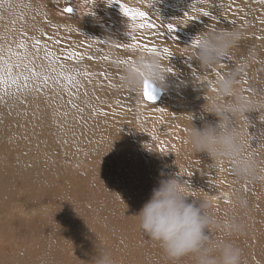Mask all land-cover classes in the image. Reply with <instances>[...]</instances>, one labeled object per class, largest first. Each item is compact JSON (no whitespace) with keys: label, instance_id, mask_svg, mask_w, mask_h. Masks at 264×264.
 Masks as SVG:
<instances>
[{"label":"rangeland","instance_id":"obj_1","mask_svg":"<svg viewBox=\"0 0 264 264\" xmlns=\"http://www.w3.org/2000/svg\"><path fill=\"white\" fill-rule=\"evenodd\" d=\"M229 1H234V6L228 7L230 18L246 37L239 43L243 46L238 44L229 53L232 61L224 63H230L231 67L226 71L240 69L237 80L241 95L264 97V62L255 52L257 44L264 51V25L260 23L264 19V0H226L221 11ZM121 2L143 10L149 7L150 0L140 4L135 0ZM173 2L153 0L151 8L166 15L169 10H176ZM12 3L16 5L13 9H0L4 17L0 20V43L11 39L12 31L23 26L30 34L39 35L37 30L42 29L58 37L66 49L71 46L87 55L111 58L83 61L82 67L86 65L93 73L106 71L108 77L94 76L92 83L86 85L87 97L83 96L84 89H80L78 97L72 96L82 112L66 103L69 90L59 85L55 86V93L63 99H48L42 94L32 102L27 115H17L18 111L23 113L25 105H17L9 114L8 108L0 104V264H90L101 252L109 253L116 264H172L131 216L149 199L158 182L169 177L189 182L193 189L200 190L199 196L210 199L211 213L220 224L230 219L246 224L247 230L242 235L230 236L218 228L211 235L214 239H230L243 249L244 264H264V183L238 179L227 160L215 164L218 173L206 171L211 159L206 153H195L185 142L191 123L202 128L205 123L215 124L217 120L204 112L202 105L216 96L212 90L216 87L205 80L212 81L218 76L201 69L193 60L195 49L189 46L191 42L175 35V39L169 37L165 41V27L152 30L153 33L136 31L141 44L152 45L154 41L153 45L173 52L169 59L161 56L164 66L173 68L163 86L170 89L168 83H187L190 90L187 92L198 97L184 102L165 95L154 103H144L141 94L122 87L120 76L127 65L112 63L117 58L133 60L142 51L113 47L123 39H130L128 26L125 27L127 17L118 3L109 5L107 0H12ZM61 3H71L77 9L74 15L57 8ZM187 6L181 11H190V5ZM207 8L208 5L206 10H210ZM90 10L92 13H88ZM103 19H112L118 27L103 24ZM205 20L211 18H199V22ZM155 23L165 24L161 20ZM208 27L207 30L212 29ZM69 28L73 31L69 32ZM52 47L56 50L57 46ZM112 52L117 55L115 59ZM194 70L195 77L191 75ZM245 78L247 84L243 83ZM197 79L200 83L192 82ZM249 87L252 91L247 90ZM70 91L75 93L76 89ZM55 93L49 92L48 96L54 97ZM36 104L39 110L33 116ZM65 112L67 117L63 115ZM246 116L248 120L239 118L236 126L253 137L250 144L254 148L249 152L264 161V148L260 147L264 141V110ZM214 179L215 183H210ZM222 194L228 195V202L215 204V198ZM236 197H245L247 207H233L232 200ZM177 264H192V260L186 257Z\"/></svg>","mask_w":264,"mask_h":264},{"label":"clouds","instance_id":"obj_2","mask_svg":"<svg viewBox=\"0 0 264 264\" xmlns=\"http://www.w3.org/2000/svg\"><path fill=\"white\" fill-rule=\"evenodd\" d=\"M197 36L199 46L195 48L193 60L201 69H209L220 64L245 34L236 28H219L203 30ZM166 68L161 56L141 51L124 68L122 87L137 94H142L146 81L163 87L168 73ZM238 73L239 68L218 76L215 99L202 105L204 112L217 118L216 123H205L202 128L191 123L185 142L195 153H206L214 163L230 161L238 179L264 183V161L257 160L249 152L253 137L236 126L237 119L248 120L246 113L264 110V97L241 95ZM260 147L264 148V141ZM199 191L181 179H161L149 199L131 216L137 219L141 232L172 264L186 257L191 258L192 264H244L243 249L230 239H214L211 232L218 228L230 236L242 235L247 230L246 224L239 219L220 224L211 213L212 201L199 196ZM247 203L242 197L232 200L233 207L246 208ZM89 262L116 264L107 252L95 255Z\"/></svg>","mask_w":264,"mask_h":264},{"label":"snow or ice","instance_id":"obj_3","mask_svg":"<svg viewBox=\"0 0 264 264\" xmlns=\"http://www.w3.org/2000/svg\"><path fill=\"white\" fill-rule=\"evenodd\" d=\"M113 2L118 3L122 14L127 17L128 23V35L130 39L128 42L115 43L113 47L117 50L125 51H135L140 49L149 54H156L163 56L165 58H170L173 53L169 48H160L155 45L141 44L135 33L138 29L144 30H155L160 27H165L169 34L176 31V25L172 22L166 24H156L149 17V13L141 10L140 8L129 7L127 4L122 3L121 0H107V3L111 5ZM153 0H150L149 7H151ZM206 4L210 10H206L204 7H199L198 5ZM216 4V8L213 5ZM16 5L12 3V0H0V9L11 10ZM223 5L217 4L216 0H194L190 5V11L184 14L185 22L189 23L194 19H199L200 17H210L213 21H218L219 16L213 15V11L218 8H222ZM62 11L64 13L72 14L73 7L65 6ZM90 10L88 13H92ZM44 18L47 19V13L44 14ZM4 17L0 15V20ZM34 19V18H33ZM245 23L247 20L245 18ZM14 25L15 20L11 21ZM260 23L264 25V19L260 20ZM236 21H232L233 27H235ZM218 25H211L212 30H216ZM6 30H7V26ZM39 35L30 34L23 26L12 31L11 39H4L3 43H0V104H3L9 110V114L12 110L16 108L17 105H25L23 113L17 112V115H27L28 108L32 106L34 100L39 99L43 94L48 99H63L59 93H55V86L59 85L64 90H69V99L66 101L67 104L71 105L73 109L77 111H83L77 104L72 96L77 97L80 94V89H84L83 96L87 97L88 93L86 90V85L92 83V78L94 76H100L105 79L108 77L106 71H101L99 73H93L88 70L87 66L84 65L83 61L95 60L96 56L87 55L78 50L73 49L71 46L69 48H64L61 44V40L58 37L48 34L42 29H38ZM69 32L73 31L71 28L68 29ZM175 39L174 36H172ZM259 39L260 37H255ZM101 43H107V41H101ZM53 45L57 46L56 50H53ZM191 48L195 49L199 46V36H196L193 40ZM98 59L108 61L110 58L107 55L98 57ZM131 60L117 58L112 61V63L117 66L127 65ZM225 61L231 62L232 57L226 55L223 61L219 64L218 68L207 69L209 74H214L215 76H223L229 72L226 69L231 67L230 63H224ZM166 71L168 73L173 72L172 67H167ZM197 71H192L191 75L195 77ZM122 79V76H120ZM208 85L212 84L211 80H205ZM244 84L248 83L245 78L243 80ZM70 89H76L73 93ZM216 91L215 88L212 89ZM252 91L251 87L247 89ZM156 89L149 82H145L144 90L142 92V97L144 100L154 103L156 100L155 96ZM55 93L54 97H49L48 93ZM32 100H29V97ZM119 104V101H117ZM39 110V104H36L33 109V116ZM95 111V109H94ZM157 111H164V109H157ZM101 115H108V113L101 112ZM65 117L68 113H63ZM155 139V137H153ZM249 150H253L254 147L249 144ZM163 151V149H161ZM223 171V168L220 169ZM191 175V173L189 174ZM225 202H228L225 200Z\"/></svg>","mask_w":264,"mask_h":264},{"label":"bare ground","instance_id":"obj_4","mask_svg":"<svg viewBox=\"0 0 264 264\" xmlns=\"http://www.w3.org/2000/svg\"><path fill=\"white\" fill-rule=\"evenodd\" d=\"M143 0H135V3H137V4H140L141 2H142ZM174 2L173 3H175L174 4V7H175V9L176 10H174V11H172V9H171V7H170V9H171V11L169 10L168 12H167V14L166 15H164V12H162V13H160L159 11H157V12H155L151 7H147V8H145V9H143V11H145V12H148L149 13V17L154 21V22H158V20H161V21H164L165 22V24L166 23H168V22H172L174 25H176V31L174 32V33H172V34H169L168 32H167V34H164L163 36L165 37V38H163L165 41H167L168 42V39H169V37L170 38H172V36H176L177 38H179V39H184V40H187V41H189V42H191L192 43V40L198 35V33H200L201 31H203V30H207L209 27L208 26H211V25H218L217 26V29H219V28H228V29H230L231 27H233V25H232V21L234 20V19H231L230 18V9H228V7L230 6V7H232V6H234V5H232L233 4V2L234 1H229V4L228 5H224V10H222L221 11V8H218L217 10L218 11H213V15H218L219 16V18H218V21H213V20H205V22H199V19H194V20H192L191 22H189V23H186L185 22V18H184V14L186 13V10H185V13H184V11H181V9L182 8H186V9H188V6L187 5H191L193 2H194V0H191L190 2H187V0H173ZM226 0H216V2H217V4H219V5H222L223 4V2H225ZM225 4V3H224ZM70 6V7H73V5L70 3V4H68V3H61V4H59V5H57V8L59 7L61 10L63 9V7H65V6ZM199 6V5H198ZM216 4H214L213 5V7L214 8H216ZM200 7H204V8H206V4H201L200 5ZM154 8V7H153ZM208 9V8H207ZM233 9H234V11H236L235 10V7H233ZM77 10V9H76ZM76 10H75V7L73 8V13L72 14H69V15H74V13L76 12ZM178 10H180V11H178ZM81 11V10H80ZM210 11H211V9H210ZM220 11V12H219ZM63 12V11H62ZM189 12V11H188ZM83 13V12H82ZM242 14V13H241ZM234 16V15H233ZM241 16V15H240ZM232 17V16H231ZM198 20V21H197ZM103 24H105V25H107V26H109V27H111V28H117L118 26H117V22L115 23L112 19H103L102 21H101ZM196 22H197V24H198V26L196 25ZM125 23V22H124ZM199 23H201L202 24V26L199 28ZM238 23H240L239 21H238ZM125 25V24H124ZM245 24H242L241 26L243 27ZM128 25H126L125 27H127ZM236 26H238V25H236ZM250 26V25H249ZM248 27V26H247ZM246 27V28H247ZM104 28V27H103ZM235 28V27H234ZM237 28V27H236ZM240 28V27H239ZM125 29V28H124ZM248 29V28H247ZM140 30V29H139ZM165 30V29H164ZM210 30H212V29H210ZM149 31V30H148ZM165 31H167V30H165ZM151 32H152V30H151ZM150 32V33H151ZM146 33V32H145ZM153 33V32H152ZM155 33V32H154ZM61 34V33H60ZM126 34V33H125ZM141 34H143V32H141ZM147 34L149 35V33L147 32ZM160 34H161V32H160ZM128 35V34H127ZM155 35H156V33H155ZM248 35V34H247ZM139 36H143V35H139ZM157 36V35H156ZM137 37V36H136ZM146 37H148V36H146ZM246 37V36H245ZM244 37V38H245ZM145 38V37H144ZM125 39H127L126 38V36H125ZM149 40V39H148ZM151 40V39H150ZM149 40V41H150ZM248 40V39H247ZM122 41H125L124 39L122 40ZM122 41H121V43H122ZM128 40H126L125 42H127ZM140 43H141V41L140 40H138ZM145 41V40H144ZM69 43V42H68ZM145 43V42H144ZM153 43H154V41L151 43L152 45H153ZM251 43V42H250ZM259 43V42H258ZM147 44V43H146ZM247 44V43H246ZM261 44V43H260ZM259 44V45H260ZM263 44V43H262ZM72 45V44H71ZM242 44H239V46H241ZM258 45V44H257ZM255 46V47H257L256 49H255V52H258L259 53V59L262 61V62H264V51H263V49H262V47L260 46ZM243 46V45H242ZM160 47V46H159ZM251 47V46H250ZM249 47V48H250ZM254 47V46H253ZM254 47V48H255ZM254 48H253V50H254ZM240 49V48H239ZM139 50V49H138ZM140 51V50H139ZM241 51V50H240ZM240 51H237V52H240ZM100 52V51H99ZM133 52H135V51H133ZM143 52H145V51H143ZM242 52V51H241ZM113 53V52H112ZM145 53H147V52H145ZM173 53V52H172ZM257 53V54H258ZM242 54V53H241ZM99 56V55H98ZM98 56L96 55V57L98 58ZM113 59H115L116 57L115 56H117L115 53H113ZM242 56V55H241ZM240 56V57H241ZM110 57V56H109ZM246 57V56H245ZM111 58V57H110ZM130 58V57H129ZM242 58V57H241ZM168 59V58H167ZM97 62H98V59H95ZM100 61V60H99ZM101 61H103V60H101ZM86 62V61H85ZM91 63V62H90ZM103 63V62H102ZM92 64V63H91ZM236 68V67H235ZM235 68H234V70H235ZM175 70V69H174ZM240 70V69H239ZM199 73H201V72H199ZM249 75V74H248ZM206 77L204 76V79H205ZM218 77H216V78H214L213 80H212V84H211V86H215V81H216V79H217ZM193 83H200V81L197 79V81H195V80H193L192 81ZM249 82V81H248ZM159 90H160V93H159V96H158V99H156L155 101H157V100H159V99H161L162 98V96H165V95H167L166 97H168L170 100L171 99H180L181 98V101H184L185 102V100L188 98L189 100H192V99H198V97L196 98L195 96H192V94H190V93H188L187 91H190V90H188L187 89V83H184V84H181V85H179V84H177V83H168L167 85L170 87V89H168L166 86H163V87H161L160 85H157V84H154ZM142 97V96H141ZM140 97V98H141ZM61 100V99H60ZM142 100L144 101V103H151V102H148V101H146V100H144L143 99V97H142ZM175 102V101H174ZM51 117H53V116H51ZM57 117H58V115H57ZM65 117V116H64ZM64 119V118H63ZM28 120V119H27ZM58 120V119H57ZM61 120V119H60ZM22 121V120H21ZM62 122V121H61ZM247 122V121H246ZM57 123H59V122H57ZM212 123V122H211ZM31 126V125H30ZM60 126V125H59ZM8 127V126H7ZM32 127H34V126H32ZM55 127H57V126H55ZM71 127V126H70ZM21 128V127H20ZM53 128V127H52ZM57 128H59V127H57ZM59 130V129H58ZM66 131V130H65ZM32 132V131H31ZM57 131H55V133H56ZM68 132V131H67ZM14 134V133H13ZM61 134H62V132H61ZM67 134V133H66ZM40 136V135H39ZM184 137V136H183ZM31 138V137H30ZM58 140V139H57ZM71 140V139H70ZM70 143V142H69ZM73 148V147H72ZM264 153V152H263ZM182 155V154H181ZM200 157V156H199ZM179 159V158H178ZM182 159V158H181ZM184 159V158H183ZM26 160V159H25ZM179 163V162H178ZM190 164V163H189ZM215 164H217V163H214V162H212L211 161V163H210V165L208 166V169L206 170V171H209V172H213V171H215V172H217L216 171V168H217V166L215 165ZM219 164H220V162H219ZM187 165V164H186ZM178 167V166H177ZM207 167V166H206ZM176 168V167H175ZM189 168V167H188ZM193 168H194V166H193ZM199 168V167H198ZM177 169V168H176ZM187 169V168H186ZM200 169V168H199ZM219 169V168H218ZM197 170V169H196ZM201 170V169H200ZM204 170V169H203ZM179 171V170H178ZM183 171V170H182ZM198 171V170H197ZM180 172V171H179ZM195 172V171H194ZM193 172V173H194ZM205 172V171H204ZM197 173V172H196ZM218 173V172H217ZM209 174V173H208ZM215 174V173H214ZM210 175V174H209ZM203 178H204V176H203ZM206 178V177H205ZM227 178V177H226ZM216 179V178H215ZM212 180V182L210 181V183H215V181L216 180ZM206 181H208V180H206ZM198 183V182H197ZM192 186H194V185H192ZM199 188V187H198ZM245 198V197H244ZM225 200H228V195L227 194H222L221 196H219V197H216L215 198V204H219V205H223V204H226V202H225ZM256 247V246H255ZM258 264V263H257Z\"/></svg>","mask_w":264,"mask_h":264},{"label":"water","instance_id":"obj_5","mask_svg":"<svg viewBox=\"0 0 264 264\" xmlns=\"http://www.w3.org/2000/svg\"><path fill=\"white\" fill-rule=\"evenodd\" d=\"M153 86H154V88L156 89V91H155L156 99H158V96H159L160 90H159L155 85H153Z\"/></svg>","mask_w":264,"mask_h":264}]
</instances>
